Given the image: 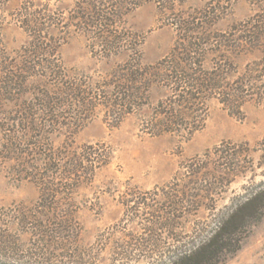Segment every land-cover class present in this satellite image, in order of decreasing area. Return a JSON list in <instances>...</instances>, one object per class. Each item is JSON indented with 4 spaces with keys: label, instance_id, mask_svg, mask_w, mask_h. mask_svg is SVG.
<instances>
[{
    "label": "trees",
    "instance_id": "1",
    "mask_svg": "<svg viewBox=\"0 0 264 264\" xmlns=\"http://www.w3.org/2000/svg\"><path fill=\"white\" fill-rule=\"evenodd\" d=\"M49 1L37 7L30 0L21 1L15 21L28 40L18 60L8 59L0 48V160L25 172L35 171L40 200L57 192L52 189L57 186L48 183L81 184V175L90 177L107 164L106 157L92 146L76 149L70 142L56 149L52 145L53 137L62 132L74 136L98 106L112 127L146 111L140 125L144 135L187 141L203 128L210 102L217 101L230 116L241 119L243 106L263 95L264 15H255L224 32L212 30L218 19L206 10L172 15L175 40L171 50L158 62L144 65L136 37L124 34V18L146 0H71L63 9L68 11L65 23L63 10L52 9ZM183 1L161 0L172 14L175 5ZM7 3L0 0V10ZM64 30L86 37L90 53L102 58L129 53L117 72L119 80L109 85L112 89H107L104 103L88 86L67 81L58 58ZM247 56L257 61L246 65L242 74L236 73L235 61ZM34 85L45 89L30 92ZM211 153L220 164H208ZM241 169L238 157L220 146L184 162L169 182L171 192L160 204L165 210L151 216L180 220L179 214L194 207L196 212H214L218 192L242 176ZM130 199L127 204L136 206L147 200L139 193ZM210 204L214 209H207ZM263 215L264 183H260L224 213H212V227H203L187 242L177 241L179 245L158 255L154 264H219L237 252L241 236ZM123 257L128 260L130 254Z\"/></svg>",
    "mask_w": 264,
    "mask_h": 264
},
{
    "label": "rangeland",
    "instance_id": "2",
    "mask_svg": "<svg viewBox=\"0 0 264 264\" xmlns=\"http://www.w3.org/2000/svg\"><path fill=\"white\" fill-rule=\"evenodd\" d=\"M21 1L8 0L0 10V48L12 60H18L28 40L15 21ZM30 1L36 7L48 3ZM49 2L52 9L63 10L71 0ZM169 9L161 0H146L124 18V34L136 37L137 53L144 65L158 62L171 50L175 40L172 15L206 10L218 19L212 30L224 32L255 15H264V0H184L175 5L173 14ZM67 17L68 11L63 10L64 23ZM64 33L58 58L67 81L88 86L104 103L103 97L112 89L109 85L119 80L118 70L129 53L102 58L90 53L83 35ZM254 61L252 56L235 61L236 73L242 74ZM260 79L263 95L243 106L241 119L230 116L214 100L208 105L203 128L187 141L169 135H144L140 125L146 111L112 127L98 106L92 119L74 136L62 132L53 137L52 145L56 149L70 142L76 149L92 146L106 157L107 164L90 177L81 175V184L48 183L56 185L52 189L57 192H49L43 200L33 178L35 171L25 172L0 160V264H154L158 255L178 246L177 241L187 242L203 227H212V213H224L232 202L264 183V77ZM43 89L34 85L28 90ZM1 139L0 134V146ZM219 146L238 157L244 174L218 192L215 211L196 212L194 207L179 214L182 219L170 221L165 215L163 219L151 216L165 210L160 204L171 192L168 185L180 173V165ZM220 163L211 153L208 164ZM134 193L145 195V205L127 204ZM211 208L212 204L207 206ZM125 254H130L128 260ZM219 264H264V215L246 229L237 252Z\"/></svg>",
    "mask_w": 264,
    "mask_h": 264
}]
</instances>
